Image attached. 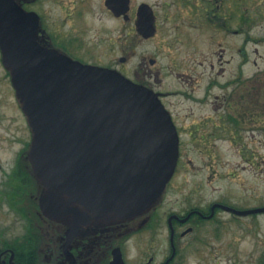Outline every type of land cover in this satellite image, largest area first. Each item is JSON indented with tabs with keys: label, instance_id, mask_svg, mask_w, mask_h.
Masks as SVG:
<instances>
[{
	"label": "flooded vegetation",
	"instance_id": "flooded-vegetation-1",
	"mask_svg": "<svg viewBox=\"0 0 264 264\" xmlns=\"http://www.w3.org/2000/svg\"><path fill=\"white\" fill-rule=\"evenodd\" d=\"M181 1L190 4L191 0ZM202 1L201 26L212 30L216 37L223 35L229 40L242 32L245 42L241 48L234 47L236 56L242 57L240 62L236 60V76L224 82H209L198 101L187 95L194 102L208 104L210 93L218 89L212 103L217 122L191 145H201L202 177L197 187L188 184L181 201L166 200V191L182 163L179 152L174 174L161 198L137 216L121 220L111 214H97L77 203H68L65 196L56 198L57 210L47 215L40 205L45 191L33 176L27 159L31 140L27 126L25 139L19 140L22 149L3 161L4 165L9 162V168L0 165V264H186L191 254L199 257V264H264V139L259 145L252 142L255 133L264 134V87H260V96L255 99L256 89L249 86L252 80L243 79L242 69L248 63L245 43L264 42V36L257 40L248 35L257 19L246 13L238 18L235 10L240 8L239 1ZM228 3L230 11L224 8ZM142 4L150 7L156 30L158 12L146 2L137 6L134 24ZM263 4L264 0H258L244 8L253 11ZM104 8L118 24L120 40L121 34L125 36L126 23L132 19V7L127 19L111 12L105 0ZM82 14L76 12L78 18ZM38 42L82 64L118 71L114 62L103 64L94 56L93 46L87 44L82 32L53 42L41 28ZM218 56L221 74L225 71L223 65H229L231 60L223 61L222 50ZM118 61L124 63L126 58ZM3 68L4 77L10 79L7 68ZM9 84L7 89L14 103L15 92ZM156 94L162 102L161 94ZM11 119L7 121L10 124ZM205 119L212 120L209 115ZM176 131L178 134L177 128ZM228 134H232L225 139L228 146L220 150L213 140L222 141ZM7 136H0L6 148L13 142V137ZM180 146L179 139V149ZM0 150L4 154L1 147ZM185 161L193 165L191 160Z\"/></svg>",
	"mask_w": 264,
	"mask_h": 264
},
{
	"label": "water",
	"instance_id": "water-1",
	"mask_svg": "<svg viewBox=\"0 0 264 264\" xmlns=\"http://www.w3.org/2000/svg\"><path fill=\"white\" fill-rule=\"evenodd\" d=\"M20 1L0 0V52L30 130L27 159L46 194L43 212L53 215L62 196L121 220L146 211L178 160L169 112L158 94L120 72L42 46L40 18ZM105 6L128 18L130 0H105ZM135 28L144 39L154 36L147 4L138 7Z\"/></svg>",
	"mask_w": 264,
	"mask_h": 264
},
{
	"label": "rangeland",
	"instance_id": "rangeland-1",
	"mask_svg": "<svg viewBox=\"0 0 264 264\" xmlns=\"http://www.w3.org/2000/svg\"><path fill=\"white\" fill-rule=\"evenodd\" d=\"M237 1L240 3V8L235 10L238 18L242 13H246L257 19L253 28L249 29L248 35L255 39L262 38L264 4L251 11L244 7L258 0ZM140 2L155 6L158 12L156 34L148 40L142 39L136 33L133 20ZM202 2L191 0L190 4H185L181 0H131L132 19L126 23L125 36L121 34L120 40L118 24L105 12L104 0H34L33 3L24 6L27 11L38 14L41 28L53 42L60 37L67 39L78 31L82 32L87 44L93 46L94 56L101 59V63L114 62L116 69L123 76L161 94L163 105L172 114L181 140L179 152L182 163L172 180V185L166 191V200L169 199L171 202L178 199L181 201L188 184L197 187L202 177L200 170L202 153L199 152L201 145L193 147L191 145L195 138L201 137L209 126L217 122L214 120L213 113L216 111L212 103L218 89L212 90L207 99L208 104L194 102V99L198 101L204 96L205 87L209 82L216 80L224 82L236 76V60L240 62L242 57L236 56L234 47L241 48L245 42V34L242 32L229 40L223 35L216 37L212 30L201 26V12L204 7ZM230 5L231 3L226 4L225 10L230 11ZM77 11L83 12L82 17H77ZM176 16L177 19H174ZM245 46L248 63L242 67L243 79L252 80L249 86L251 85L253 90L256 89L257 95L254 94L256 99L260 96L259 89L264 87V42L247 41ZM221 50L223 61L231 60V63L223 65L225 71L219 74L218 55ZM120 57L126 58V61L120 63L118 61ZM151 61H154L153 65ZM4 71L0 53V136L8 135L9 139L10 136L13 137V142L7 145L8 148L4 141L0 142L4 152L2 154L0 150V165L8 169L9 162L4 165L3 161L7 160L10 154H14L15 157L22 149V141L19 140L25 139L28 130L15 98L13 103L7 89V84L11 87L10 79L4 77ZM262 89L264 97V88ZM187 95L194 98L193 101L188 99ZM208 115L212 120L205 119ZM9 119L12 120V124L7 122ZM228 135L222 137V141L213 140L215 146L224 151L228 146L225 139L232 136ZM263 139L264 134L255 133L252 142L259 145ZM186 159L191 160L193 165H187ZM199 263V257L193 254L189 262H186Z\"/></svg>",
	"mask_w": 264,
	"mask_h": 264
},
{
	"label": "trees",
	"instance_id": "trees-1",
	"mask_svg": "<svg viewBox=\"0 0 264 264\" xmlns=\"http://www.w3.org/2000/svg\"><path fill=\"white\" fill-rule=\"evenodd\" d=\"M34 2V0H32V1H26L25 3L27 4V3H33ZM23 6H25V4H23Z\"/></svg>",
	"mask_w": 264,
	"mask_h": 264
}]
</instances>
